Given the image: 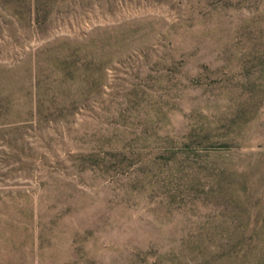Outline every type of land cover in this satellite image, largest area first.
Listing matches in <instances>:
<instances>
[{
	"label": "rangeland",
	"instance_id": "rangeland-1",
	"mask_svg": "<svg viewBox=\"0 0 264 264\" xmlns=\"http://www.w3.org/2000/svg\"><path fill=\"white\" fill-rule=\"evenodd\" d=\"M0 264H264V0H0Z\"/></svg>",
	"mask_w": 264,
	"mask_h": 264
}]
</instances>
